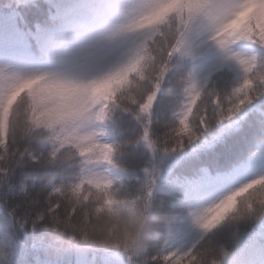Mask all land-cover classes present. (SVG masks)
<instances>
[{
  "label": "snow or ice",
  "instance_id": "obj_1",
  "mask_svg": "<svg viewBox=\"0 0 264 264\" xmlns=\"http://www.w3.org/2000/svg\"><path fill=\"white\" fill-rule=\"evenodd\" d=\"M16 5L0 15V125L6 129L25 106L49 113L50 123L92 130L78 137L85 157L78 171L29 166L0 172V186L7 189L0 193V264H195L229 218L239 221L231 230L238 264H264V215H233L241 203L264 202V184L244 188L264 179V0H16ZM245 44L255 51L241 50ZM217 50L223 55L207 75L199 76L194 63L187 75L188 99L179 107L172 77L165 82L161 73L139 96L129 80V71L148 53L158 54L166 71L176 55L195 62ZM232 67L238 74L228 77L225 69ZM217 74L224 83L214 102L193 106V96ZM161 85L176 105L163 125L154 110ZM96 105L106 107L94 112ZM117 108L131 110L137 122L125 116V133L135 135L138 125L148 145L147 153L126 154L127 168L116 158L122 146L114 139L118 129L111 114ZM95 121L103 122L100 128ZM158 127L167 132L153 147L150 138ZM49 176L55 178L53 187L89 198L142 183L149 203L154 199L167 212L166 233L150 251L135 256L84 248L54 258L46 251L50 236L37 221L55 200L29 202L15 194L18 187L23 190L21 181L39 187ZM236 189L246 192L239 201L231 195Z\"/></svg>",
  "mask_w": 264,
  "mask_h": 264
},
{
  "label": "clouds",
  "instance_id": "obj_2",
  "mask_svg": "<svg viewBox=\"0 0 264 264\" xmlns=\"http://www.w3.org/2000/svg\"><path fill=\"white\" fill-rule=\"evenodd\" d=\"M216 52L219 57L223 55L219 50ZM168 63L165 71L159 55L154 57L148 53L135 71H129V80L139 96L151 90L152 81L160 77L161 73L165 82L172 77L171 83L175 86L179 107L180 103L188 99L185 89L190 81L187 80V75L194 63L198 66L197 74L201 77L207 75L211 64L205 67L202 66L201 59L193 62L180 55H176ZM227 76L230 77L228 74ZM223 83L221 74H217L212 82L201 89L199 95L193 96V106H196L197 101L214 102L215 91L221 88ZM105 107L106 105H96L93 111H103ZM125 116L133 124H137L131 110L125 112L117 108L111 114V119L118 129V135L114 139L122 146L117 149L116 158L121 167L127 168L128 165L124 163L126 154L147 153L148 145L145 141V130L138 125L135 135L125 133L121 126ZM50 119L47 112H33L21 106L10 118L6 129L0 125V172L9 168L20 169L29 166L44 172L54 168L68 172L79 170L85 157L80 155L78 137L92 129L80 128L78 124L71 122L50 123ZM102 124V121H95L96 128H100ZM162 132H167V129L158 127L152 130L150 142L153 147L161 140ZM168 135L170 136V133ZM122 152L124 155H121ZM137 174L143 177L142 171H137ZM54 179L49 176L39 187H30L27 181H21L23 190L18 187L15 193L20 199L29 202L42 199L47 204L50 197L55 200L50 208L39 213L37 221L40 231L50 236L46 251L54 258L84 248H112L135 256L138 252L150 251L166 233L167 212L163 205L154 199L149 203L148 188L142 183L130 182L113 189L103 197L93 194L89 198L76 190L53 187L50 182ZM260 184H264V179L252 181L244 188L248 190ZM6 191L4 186H0V193ZM245 194L246 192L240 189L231 193L238 201ZM227 198L226 195L224 199ZM0 199H3V196H0ZM208 211L211 213L213 210ZM249 213L264 215V202L257 206L241 203L238 212L233 215L246 216ZM238 223V220L226 219L206 242L203 253L194 258L195 264H238L232 255L234 246L231 239V230ZM220 232L225 234L224 237L216 239V233ZM225 252L228 254L225 255Z\"/></svg>",
  "mask_w": 264,
  "mask_h": 264
},
{
  "label": "trees",
  "instance_id": "obj_3",
  "mask_svg": "<svg viewBox=\"0 0 264 264\" xmlns=\"http://www.w3.org/2000/svg\"><path fill=\"white\" fill-rule=\"evenodd\" d=\"M6 4L11 5V7H5ZM16 0H0V15L9 13L13 9H16ZM241 50L252 53L255 51V49L249 45H241ZM219 54L216 51H210L208 52L204 57L201 58L202 66H207L209 64L215 63L219 59ZM227 74L230 77H235L238 74V70L235 67H232L230 69H225ZM160 97H164L163 100L160 99ZM175 101L170 100L165 92L164 86H162L161 92L158 95L157 102L154 104V110H155V116L156 120L159 122L160 125H163L164 123H167L168 119L171 117L173 109L175 107ZM129 128L132 127V125H128ZM179 165L177 164L176 167ZM175 170V168L173 169Z\"/></svg>",
  "mask_w": 264,
  "mask_h": 264
}]
</instances>
